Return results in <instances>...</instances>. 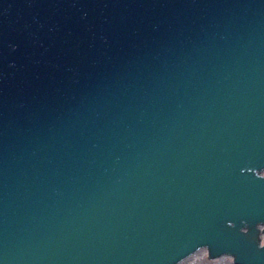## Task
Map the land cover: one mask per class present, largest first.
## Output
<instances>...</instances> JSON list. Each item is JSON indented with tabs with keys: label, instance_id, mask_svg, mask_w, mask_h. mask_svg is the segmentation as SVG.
<instances>
[{
	"label": "water",
	"instance_id": "1",
	"mask_svg": "<svg viewBox=\"0 0 264 264\" xmlns=\"http://www.w3.org/2000/svg\"><path fill=\"white\" fill-rule=\"evenodd\" d=\"M264 0H0V264H264Z\"/></svg>",
	"mask_w": 264,
	"mask_h": 264
},
{
	"label": "rangeland",
	"instance_id": "2",
	"mask_svg": "<svg viewBox=\"0 0 264 264\" xmlns=\"http://www.w3.org/2000/svg\"><path fill=\"white\" fill-rule=\"evenodd\" d=\"M262 175H264V171H262ZM206 256V250L201 249L179 264H234L232 258L229 256H223L215 259H206Z\"/></svg>",
	"mask_w": 264,
	"mask_h": 264
},
{
	"label": "bare ground",
	"instance_id": "3",
	"mask_svg": "<svg viewBox=\"0 0 264 264\" xmlns=\"http://www.w3.org/2000/svg\"><path fill=\"white\" fill-rule=\"evenodd\" d=\"M190 257V256H189Z\"/></svg>",
	"mask_w": 264,
	"mask_h": 264
}]
</instances>
